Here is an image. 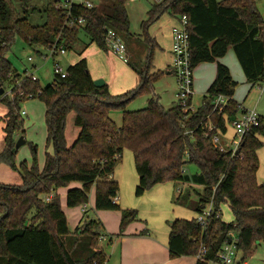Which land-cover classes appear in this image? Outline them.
<instances>
[{"label":"trees","instance_id":"1","mask_svg":"<svg viewBox=\"0 0 264 264\" xmlns=\"http://www.w3.org/2000/svg\"><path fill=\"white\" fill-rule=\"evenodd\" d=\"M127 1L99 0L95 7L80 10L87 20L84 27L69 28L55 8L56 0H47L46 18L41 25L17 18L0 0V83L4 89L0 104L5 109L0 164L19 172L21 178L18 185L0 182V264H105L107 256L99 247L100 222L87 219L70 232L58 189L80 183L79 187L67 189V207L87 204L94 187L96 210L118 209L112 200L119 187L109 177L124 150L132 153L138 175L135 196L158 183L191 181L203 187L193 206L195 213L212 204V213L203 228L195 217L168 223L171 257L195 256L204 246V258L196 264H208L216 260L218 250L230 241L229 233L233 232L245 261L255 244L264 241V182L259 184L256 179L263 125L243 136L235 154L221 152L211 143L216 129L226 132V124L237 116L239 104L233 98L237 83L218 59L232 48L245 81L255 84L264 80V18L257 9L258 0L155 1L147 12L148 18L141 23L142 41L149 46L144 67L136 71L139 84L121 94H111L107 84L95 86L84 58L69 65L65 77L54 75L45 87L21 76L7 58L16 36L30 46L47 47L56 42L67 50L83 30L88 43L106 51L105 33L112 29L126 44L131 35ZM164 12L178 20L186 17L190 67L193 71L200 63L216 62L214 80L195 111H185L178 103L166 109L156 94L148 98L144 108L127 111L126 105L132 99L154 93L153 84L161 72L149 71L155 42L146 28ZM7 90L12 96L5 94ZM29 94L45 106L47 138L41 168L35 150L30 166L25 162L17 166L13 151L18 134L23 133L21 104ZM218 96L228 98L222 111L215 105ZM113 111L121 113L120 127L109 116ZM70 112L75 114L74 125L79 133L67 146L65 124ZM208 119L215 130L202 131L199 125ZM49 147L51 152L47 151ZM185 164L195 165L197 173H186ZM48 194H52L50 200L45 201L43 196ZM177 198L178 201L180 195ZM223 204L232 213L230 222L223 221L218 212ZM136 218L135 209L122 210L120 233ZM83 236H88V241L86 254L80 259L68 248V242L77 246Z\"/></svg>","mask_w":264,"mask_h":264},{"label":"rangeland","instance_id":"2","mask_svg":"<svg viewBox=\"0 0 264 264\" xmlns=\"http://www.w3.org/2000/svg\"><path fill=\"white\" fill-rule=\"evenodd\" d=\"M3 1L5 2L8 10L15 14L17 18H27V20L33 25H41L45 22V8L47 0ZM93 2L95 4H99V0H93ZM154 3V0H128L126 3V9L129 17V30L131 33L128 37V41H126V45L128 44L127 48L130 50V54H127L128 61H124L109 50L105 51L100 49L95 43H88V38L83 30H80L78 40L71 44L65 54H58L53 59H45L42 57V55L48 53V50L45 47L39 45L30 46L20 37L16 36L7 58L17 72L21 74V76L25 75L23 72L24 70H26L27 73H33L41 87H45L53 80V60L58 61L60 66L66 70L69 65L86 58L89 73L93 77L97 76L98 79H103L105 83L108 84L111 93L121 94L127 92L130 90V86H133L132 84L136 82L137 77V85L140 81L136 71L141 70L144 67L145 57L149 46L148 42L142 41L144 36H142L143 29L141 27V23L148 18L147 12ZM256 6L259 13L264 18V0H258ZM173 26L179 27V20L168 12H164L159 18L150 22L147 26L146 33L155 42V44L153 43L152 64L149 71L150 73H161L153 84L154 93L150 95L142 94L132 99L126 105L127 111H135L144 108L147 104L148 98L154 94L157 96L159 95V101L164 108L167 109L176 105V94L178 93L179 88L177 84V76L173 68L171 53V34ZM29 58L31 60H28ZM222 60L226 61L231 67L233 66L232 61L237 63V59L235 58L232 48H229L227 55ZM211 67L215 68V66ZM202 68L205 69L204 67ZM197 69L198 67L195 68V71ZM232 70L234 80L237 83L233 95L234 98H238L237 101L241 102L247 109H255L258 112L263 110L264 112V83H247L245 78L243 79V77L237 75L234 67ZM205 72L206 70H204V74ZM196 75H198V71L196 72ZM8 85L9 84L6 83L5 88H7ZM204 91V87L200 85L198 86L195 81L191 96L192 99L190 108L192 111H195L200 105ZM21 109L25 110L26 115L21 116L23 119V133L22 135L18 134L16 139L22 136L25 143L16 151L15 163L19 166L20 162H25L26 165L30 166L33 158L32 152L35 150L37 164L41 168L44 163L47 138L44 103L37 97L27 99L21 104ZM71 113L73 114V112ZM109 116L118 127L121 126L122 118L120 112L113 111L109 114ZM72 120L73 118H68L66 126V135L68 139L71 135L72 129L75 128ZM3 125V118H0V137L3 134ZM228 129L230 130L232 128L228 126ZM260 136L263 137L264 142V114L263 132ZM49 148H51L52 151V147ZM49 148L47 151H49ZM125 153L123 155V161L129 163V155L127 154L129 151ZM257 156L259 159V166L261 165L260 159L262 158L264 169V143H262V147L257 151ZM184 170L188 174H193L194 172L197 173L198 171L196 166L192 164H185ZM262 175H264V173L260 172V176L258 178H262ZM0 182L4 184L18 185L21 183L20 174L19 172L10 169L7 165L0 164ZM172 185V199L169 200V204L165 205L166 208L175 214L182 213L184 218H189L195 215L193 206L198 201V194L202 192L203 187L191 181L179 182ZM177 185L182 188V193H178L176 190ZM179 195L180 199L177 201V197ZM161 210L163 211V208ZM161 214L163 213L159 212L155 215ZM197 214L198 213H196L195 217ZM220 214L221 219L225 222L233 220L232 213L227 204L220 206ZM154 221L157 223L158 220ZM69 225L71 227L73 226L72 223H69ZM82 238L83 242L77 246L67 240L68 248L74 254L77 253L78 255L76 256L80 259L86 254L84 252L86 250L85 246H87L88 236H83ZM239 257H241V254H239ZM245 262L246 264H264V241H260L255 244L251 256L245 258Z\"/></svg>","mask_w":264,"mask_h":264},{"label":"crops","instance_id":"3","mask_svg":"<svg viewBox=\"0 0 264 264\" xmlns=\"http://www.w3.org/2000/svg\"><path fill=\"white\" fill-rule=\"evenodd\" d=\"M128 53L130 54V50L126 46V55ZM224 57L218 59V62L225 64L229 68L232 78L234 79L232 70L234 67L236 69L237 75L243 77L244 79L245 77L240 65H238V61L237 63L232 61L233 66L231 67L226 61L222 60ZM211 66H215L216 68V62H204L199 66H196L198 67L196 71V67L194 68L192 73V88L196 81V84L198 86H203L206 91V89L210 86L215 77V68ZM202 67H204L205 69H203ZM204 70H206L205 74ZM197 71L198 75H196ZM91 77L93 80L98 79L97 76L93 77L91 75ZM137 83L138 77L136 79V82H134L132 84L133 86H130L129 89H133V87L136 86ZM104 84H106L105 81ZM234 99L237 101L238 98ZM237 102L241 104L244 108H246L241 102ZM0 106V118H3V115L5 114V109L1 104ZM256 112L261 117L263 125V110ZM74 116V112L73 114L70 112L66 117L65 138L67 146H71V144L77 138L79 133V128L74 125L75 128L72 129L69 139L66 135V126L68 118H73L72 121L74 124ZM232 135L233 130L228 129L227 136L231 137ZM259 139L262 141V143H264L262 136H259ZM2 146L3 134L0 137V150L2 149ZM127 151L129 150L123 151L120 162L117 164L114 169V172L109 177L110 180L116 182L119 187L116 196V203L118 209L96 210L94 208V187H92L90 193L88 194V202L87 204H85V208H83V205L70 208L66 206L65 202L66 191L68 188L71 187H79L80 183L72 182L69 184L68 187L58 189V194L60 196V204L66 216L68 230L70 232H73V228L75 229V227H80L83 222L87 219L99 221L101 225L98 229V233L100 234L99 247L105 252L107 256L105 264H196L195 256L182 255L177 257H171L168 249V236L170 230L168 223L176 218L192 219L196 215L195 213V215L189 218H184V215L182 213L175 214L174 212L166 208L165 205L169 204V200L172 199V184L179 182L158 183L154 185L151 189L145 191L141 196H135L134 189L138 183V175L135 171L133 155L130 151L129 153H127L129 155V163L123 161V155ZM49 152H51V148H49ZM260 161V168L258 167V170L256 172V179L259 184L264 182V175L261 176L262 178H258L260 176V172L264 173L262 158L260 159ZM176 190L178 191V193H182V188H180L179 185L176 186ZM45 197L46 196H43V199H45ZM162 208L163 211L161 210ZM125 209H135L137 211V218L129 222L124 228V230L120 233L119 229L121 212ZM159 212L163 214L155 215ZM153 215L156 217H154ZM154 220H158L157 223H155ZM69 223H72L73 226L71 227ZM244 264H246L245 261Z\"/></svg>","mask_w":264,"mask_h":264},{"label":"built area","instance_id":"4","mask_svg":"<svg viewBox=\"0 0 264 264\" xmlns=\"http://www.w3.org/2000/svg\"><path fill=\"white\" fill-rule=\"evenodd\" d=\"M93 0H56L55 8L59 11L60 15L64 19L65 26L69 28L73 27H84L86 25V17L80 12L81 9H91L95 7ZM180 26L173 27L171 37V53L173 59V68L177 76L178 93L176 94V100L185 111L190 108L187 106V99L192 95V69L190 67L189 60V43H188V32H187V19L183 15L179 20ZM105 44L107 50L111 51L119 58L127 61L126 45L122 37L112 29H108L105 33ZM48 50L47 54L42 55L45 59L54 58L56 55L65 54L66 50L62 45H58L56 42L45 47ZM28 60H31L30 58ZM54 61L53 64V75L58 77H65L67 75L66 70L60 66L58 61ZM25 77L31 81H36V76L33 73H27L23 71ZM38 81V80H37ZM264 83V80L263 82ZM5 94L12 96L10 90H7ZM19 95H22L20 93ZM31 94L26 96V99H32ZM228 98L224 96H218L215 99V105L219 111H222L225 107ZM237 116L226 124V132L223 133L218 129H214V126L209 121H205L200 124L199 127L202 131L209 132L215 130V133L211 137V143L214 147L219 149L221 152H230L231 154L237 153L238 147L243 136L251 131L252 129L262 124V119L255 109L244 108L241 104H238ZM191 109V108H190ZM20 115H26L25 110L20 111ZM228 126L233 130L231 137L227 136ZM52 194H48L45 197V201H49ZM116 203V197L112 200ZM85 208V205H83ZM212 204L209 203L201 213H198L195 220L203 228L206 226V219L212 213ZM84 210V209H83ZM220 212V208L218 210ZM230 241L224 243L217 252V258L215 261H210L208 264H244V261L239 257V251L237 248L238 238L233 232L229 233ZM206 249L204 246L200 248L198 253L195 255L196 261L203 260Z\"/></svg>","mask_w":264,"mask_h":264},{"label":"water","instance_id":"5","mask_svg":"<svg viewBox=\"0 0 264 264\" xmlns=\"http://www.w3.org/2000/svg\"><path fill=\"white\" fill-rule=\"evenodd\" d=\"M94 85L97 86V87H100L102 85H104V80L103 79H95L94 80ZM4 94V89L3 87L1 86V83H0V95ZM25 143V140L23 139L22 136L18 137V139H16L15 141V145H14V148H13V151H17L18 148L23 145Z\"/></svg>","mask_w":264,"mask_h":264}]
</instances>
